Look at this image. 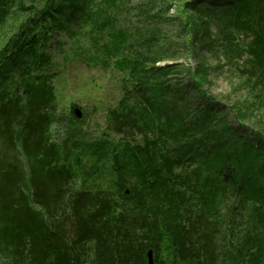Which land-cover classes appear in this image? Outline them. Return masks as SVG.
I'll return each mask as SVG.
<instances>
[{
  "label": "trees",
  "instance_id": "1",
  "mask_svg": "<svg viewBox=\"0 0 264 264\" xmlns=\"http://www.w3.org/2000/svg\"><path fill=\"white\" fill-rule=\"evenodd\" d=\"M125 1L0 0V264H149L150 250L154 264H217L231 218L244 227L237 264H264V130L241 114L234 128L203 63L188 72L200 105L173 77L183 65L159 66L178 58L162 53L163 26L176 27L183 53L241 61L264 93V0H185L177 23L170 0H146L145 24L122 27ZM65 40L74 58L124 75L108 119L139 141L89 139L76 105L59 114ZM228 197L239 199L230 216Z\"/></svg>",
  "mask_w": 264,
  "mask_h": 264
},
{
  "label": "rangeland",
  "instance_id": "2",
  "mask_svg": "<svg viewBox=\"0 0 264 264\" xmlns=\"http://www.w3.org/2000/svg\"><path fill=\"white\" fill-rule=\"evenodd\" d=\"M144 1L146 0L125 1V6L119 15L122 27H133L137 23H143L137 16V7ZM184 1L170 0L173 8L167 16L172 18L171 22L177 23V20L180 19L179 11L181 3ZM163 27L166 28L165 32L169 34L171 41L165 42L167 49L162 53L167 52L178 56V58L175 61H163L159 63V66L173 63L183 65L186 71L173 76L182 82V94L190 97L191 102L196 105L201 104L202 100L199 98V93L193 88L188 72L189 70L194 71L198 65L203 63L208 70L210 69L204 82V89L212 102L225 110L226 117L233 122L234 128H239L238 123L234 122V116L237 117L241 114L244 116L241 120L244 128L250 129V132L254 134L262 132L264 130V93L257 86H253V79L248 81V76L242 73L244 64L241 61L228 64L224 56L217 57V51L204 52L202 59L199 58V51L189 56L182 52L181 43L183 40L179 38L176 27ZM213 30L215 32L214 27ZM0 34L3 35L0 43L3 44L7 40L9 31L3 30L0 31ZM65 41L67 42L65 49L68 57L65 58L60 54L56 58L55 67V71L58 73L55 84L59 114L68 119L72 106L76 105L75 108L82 111V119L85 120L84 129L87 131L89 139L107 135L114 140L126 138L139 141L140 136L133 137L125 133H116L108 119L109 110L115 109L123 97L122 79L124 75L115 69L113 63L110 68L105 69L102 66H88L80 57L74 58L69 53L73 47L72 41ZM239 129L242 131V128ZM56 131L55 138L59 139L64 130ZM250 138H253L252 134H250ZM238 201V198L228 197V200L223 204L222 213L230 216L228 209L233 206L238 209ZM224 219L226 220L228 217ZM233 221V218L230 219V222L226 220L224 225V232L227 231L226 238L221 236L216 238L215 245L219 247L220 251L217 264H237L234 259L235 250L239 246L238 239L242 237L244 227L233 224ZM235 223H241V221L237 218Z\"/></svg>",
  "mask_w": 264,
  "mask_h": 264
},
{
  "label": "water",
  "instance_id": "3",
  "mask_svg": "<svg viewBox=\"0 0 264 264\" xmlns=\"http://www.w3.org/2000/svg\"><path fill=\"white\" fill-rule=\"evenodd\" d=\"M73 113H74L76 118L82 119L83 114H82V111L79 108H74ZM148 262H149V264H154V253H153L152 250H150L148 252Z\"/></svg>",
  "mask_w": 264,
  "mask_h": 264
}]
</instances>
